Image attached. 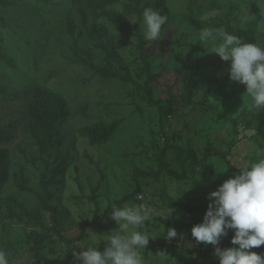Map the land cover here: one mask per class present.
<instances>
[{"label":"rangeland","instance_id":"1","mask_svg":"<svg viewBox=\"0 0 264 264\" xmlns=\"http://www.w3.org/2000/svg\"><path fill=\"white\" fill-rule=\"evenodd\" d=\"M162 2L169 9L170 17L162 28L160 39L154 42L144 39L143 50H140L141 43L137 37L143 35V30L138 23L133 24L129 20L135 18L142 21V18L126 12L127 5H136L131 0H116L109 8L112 13L125 14L130 25L128 32L119 31L118 24H112L103 16L98 22V33L90 29L93 35L83 33L79 41L82 48L88 49L90 60L95 65L103 67L109 64L119 75H125V70L129 69L133 81L142 87L153 88L156 101L172 106L164 114L151 105L143 90L132 84H124L121 80L106 81L95 77L91 70L74 62L76 57L71 49L74 42L65 36L64 30L69 16L76 25L80 24L81 17L78 5L71 0H5L6 4L0 6V40L4 47L9 48V56L16 63V66L3 62L0 65V88L6 87L8 94L13 95L16 89L43 86L63 95L72 111L71 117L60 128L58 143L51 152L74 158L67 169L64 183L59 185L60 190L53 198L62 212H68L61 226L66 241L52 232L54 222L45 212L41 213L42 223L36 227L43 233L52 232V239L47 241L43 253L50 264H67L70 257L73 258L71 264H80L71 255L72 250L66 249L72 242L79 241L81 225L96 222L107 226L110 220L108 214L114 203L132 194L137 187L141 189L143 199L138 198V202H128L127 205L145 204L153 209V218H177L180 224L187 221L191 227L195 223L194 217L184 213L179 206H188L194 201L208 206V193L232 177L231 172L225 169L224 162L215 156L208 160L209 163L214 162L217 169L215 177L206 186L205 196L195 191L194 180L189 173L185 178L178 177L183 174L178 161L181 157L187 165L190 162L187 157L204 158L207 144H212L214 150L227 149L229 139L234 137L232 125L243 116L248 102L252 101L245 93L244 85L229 79V62L223 61L218 54L209 53L210 46L200 45L197 34L205 27L224 30L226 25H230L246 29L251 42L264 46V40L258 41L259 37L264 36V0L240 1L230 11L227 0H223L225 11L210 6L209 1L202 3L200 9H195V5L201 2L197 0ZM147 3L151 4V0H139L141 7ZM192 14L194 20L201 22V28L191 24L188 17ZM108 41L116 45L121 65L109 60L106 53L96 47L97 43L106 44ZM192 57L197 58L201 68L195 97L188 106L181 98L182 79L183 68ZM145 68H148L152 79L143 74ZM220 68L224 71L221 72ZM239 89L242 90L241 94L236 93L227 102L223 100L222 95L226 91L237 92ZM13 101H2V116L16 111L18 105ZM5 106L10 108L7 110ZM161 115L164 117L163 130L160 128ZM14 118L9 116L2 119L7 123L14 121ZM114 120H121L123 124L110 143L91 145L79 132L81 128L97 122ZM166 145L167 148H164ZM21 146L27 148L25 154L20 151ZM240 148L241 145L234 149V163L242 160L240 152L243 151ZM10 150L16 160L26 166L29 185L41 191L38 185L39 171L24 161L32 153L29 145L27 147L25 141L17 142ZM162 152L175 175L165 172L155 178L151 173L158 172L157 160ZM38 166L43 167L41 163ZM12 170L19 174L18 168L13 167ZM137 170L151 177L137 175L134 180ZM51 190L56 191L55 188ZM0 197L4 200L15 198L28 209H33L37 203L30 193H21L12 180L0 192ZM167 229L157 221L141 229L157 236L150 238L145 250H142L145 264H181L172 251L171 241L165 238ZM31 230L11 223L7 228L0 225V249L7 253L9 264H14L15 258L29 249ZM89 231L97 235L108 233L97 226H89L83 239L89 238ZM233 234L229 230L228 236L221 238L219 247H228ZM193 239L191 229L186 230L184 240L178 242L177 251L183 253L191 263L213 264V246L197 244ZM104 247L105 242L101 241L98 250L103 251ZM22 264H29L28 257Z\"/></svg>","mask_w":264,"mask_h":264},{"label":"trees","instance_id":"2","mask_svg":"<svg viewBox=\"0 0 264 264\" xmlns=\"http://www.w3.org/2000/svg\"><path fill=\"white\" fill-rule=\"evenodd\" d=\"M71 1L78 5V14L81 17L80 24L76 25L74 19L69 16L66 19V29L64 30L65 36L74 42L71 48L76 57L74 62L91 70L92 75L95 77L102 78L106 81L121 80L124 84H132L133 87L143 90L146 93L151 105L158 107V110L162 114L170 111L172 108L171 104L168 103L163 105L161 101H156L154 99V89L142 87L139 83L133 81L130 76L129 69L125 70V75H119L109 64L103 67L97 66L90 60V52L88 49L81 47L79 36L81 37L83 33L93 35L90 29H93L94 33L96 32L97 34L98 22L103 16L112 24H118L119 26L117 29L119 31H129L130 25L125 18V14L120 12L112 13V11L109 10L116 0ZM131 1L136 3V5H127L126 12L134 15L137 14V17L140 19L142 18V12L146 7L153 8L162 15L167 16V18L170 17L169 9L165 7L163 2L160 3L162 0H151V4L147 3L142 7L139 6V0ZM152 1H154V3H152ZM197 1L201 2L195 5V9H200V5L202 3L209 1L210 6H217L225 11V7L223 8V0ZM240 1L243 2L244 0H227L229 11L232 8H235ZM1 4L5 5V0H1L0 6ZM188 19L196 28L202 27L201 22L193 19V14L191 17H188ZM90 22L92 23L91 27ZM136 30L138 31V28H136ZM224 30L240 36L245 42H251L249 38L250 33L246 29L226 25ZM137 37L141 43L140 50H143L145 45L144 37L141 34ZM262 40H264V36H261L258 39L259 42H262ZM96 47L98 50L104 51L109 60L121 65L116 52V45L113 42L108 41L106 44L104 42H100L96 44ZM8 49V47H4L2 45L0 40V65L5 63L6 65H10V63H13L16 66V63L12 61L13 59L9 56ZM83 55H86V57ZM200 68L201 66L199 61L197 58L193 57L189 58V63H187L186 67L183 68L184 77L182 79L183 92L181 98L183 99L185 105H191L193 98L195 97L196 88L199 85L198 74ZM220 71L223 72L224 70L220 68ZM143 74H146L148 79L153 78V76L149 73L148 68L143 69ZM6 89L7 88L4 86L0 88V94L2 97V100L0 101V108H3L2 101L8 103L12 99H14L13 102L18 106L15 112L9 111L4 116H2V111L0 110V192H2L6 188L7 184L12 180L14 186L21 193H30L34 196L37 203L33 209H28L26 205L19 202L15 198H8L4 200L0 197V225L7 228L8 223H11L16 226H24L32 229L29 234V240L31 242L29 249L22 256H17L14 264H22V261H24L27 257L29 264H50L49 259L43 254L46 250V243L48 240L52 239V232L60 236L62 241H66L65 237H63L61 226L67 219L68 215L67 211L62 212V210H60V208L55 204L53 198L60 190L59 185L62 186V183H64L67 169L74 161V158L70 156L56 155L51 152L54 149L53 147L58 143L57 139L60 128L71 117V107L63 95L43 86H34L31 89L26 90L16 89L13 95H9L7 92L8 89ZM241 91V89L237 92L226 91L222 95V98L225 102H227L231 100L236 93L241 94ZM5 107H7V110L10 108V106ZM9 116H15V120L7 123L3 122L4 119L2 118H8ZM163 119L164 117L161 115V130H163ZM122 124L123 122L121 120H114L112 122L100 121L93 125L81 128L79 132L91 145H104L113 141L116 131ZM232 126L234 128V137L229 139L226 150H214V146L212 144H207L204 150V158L202 160H198L197 158L190 156L187 157V160H190L187 165L182 157L178 160L179 168L183 170L182 176L178 177L185 178L186 174L189 173L194 180L195 191L200 192L199 194L202 196L206 195V186L215 177L217 166L214 162H208V160L212 157H218L221 161H223L225 169L231 172L232 177H234V175L244 166L264 158V108H255L253 106V102L249 101L248 106L243 111V116L239 117L238 121H235ZM22 141H25L27 143V147L29 145L31 149L32 153L28 155L24 161L25 164L28 162L39 171L40 179L38 185L41 191H36L29 185V177L26 174V166L19 160H16L15 156L11 154L10 149L12 146L17 142L21 143ZM239 145H241L240 150L243 151L240 152L242 160L238 161V163H234L232 161V157L236 153L234 152V149ZM167 146L168 145L164 148H167ZM19 149L23 154L26 153L27 148H23V146H21ZM157 161L158 172L156 174L151 173L152 176L157 178L164 175L165 172L175 175L170 167V164L164 158V152L160 154ZM38 163H41L43 167L40 168ZM13 167L19 169V174L13 172ZM137 175L147 178L151 177L150 174H144L138 172L137 170L134 180H136ZM51 188H55L56 191H52ZM140 192L141 189L137 187L136 191L116 201L114 205L122 207L128 202H138V196L142 195ZM94 202L95 204L97 203L96 201ZM179 207L184 213H188L189 216L194 217L195 223L192 224V226L202 222L203 216L207 210V204L197 203L195 201L191 205L186 206L185 204H181ZM42 212H45L54 222L52 232L43 233L36 229V227L42 223ZM156 221L165 227L174 228L177 231V237L171 240V245L172 251L179 262L181 264H196L191 263L183 253H179L176 249L178 242L184 240L185 231L191 229L192 226L190 227L187 221V223L183 222L180 224L177 218L163 219L160 217L153 218L151 221L146 222L145 226H151ZM114 224L115 222L112 221L111 218L107 226H101L96 222L84 223L80 227L81 233L77 239L81 240L85 237L86 228L89 226H97L100 230L109 232L114 228ZM181 236H183V239H181ZM193 241L195 240L193 239ZM228 247H232L230 241L228 242ZM251 251L264 253V245H261L259 248H253ZM72 261L73 258L70 257V259L67 260V264H71ZM213 264H219L215 257L213 258Z\"/></svg>","mask_w":264,"mask_h":264},{"label":"clouds","instance_id":"3","mask_svg":"<svg viewBox=\"0 0 264 264\" xmlns=\"http://www.w3.org/2000/svg\"><path fill=\"white\" fill-rule=\"evenodd\" d=\"M167 19L146 7L142 21L129 20L139 24L146 41L154 42L160 39ZM197 40L200 45L210 46L209 53L229 62V79L245 86V93L255 108H264V46L212 27L202 28ZM207 199L202 222L191 228L195 242L212 245L219 264H264V253L251 251L264 245V158L244 166L208 193ZM108 215L116 224L114 229L102 235L89 231L88 239L72 242L66 250L71 249L74 260L80 264H145L142 250L150 238L157 236L141 229L153 219V209L145 204L113 205ZM229 230L234 233L230 240L232 247H219L221 238L228 236ZM175 237L177 231L167 229L165 238L171 241ZM101 241L105 242L103 251L98 250ZM0 264H9L7 253L2 249Z\"/></svg>","mask_w":264,"mask_h":264},{"label":"built area","instance_id":"4","mask_svg":"<svg viewBox=\"0 0 264 264\" xmlns=\"http://www.w3.org/2000/svg\"><path fill=\"white\" fill-rule=\"evenodd\" d=\"M138 198H139V199H143V196H142V195H139Z\"/></svg>","mask_w":264,"mask_h":264}]
</instances>
